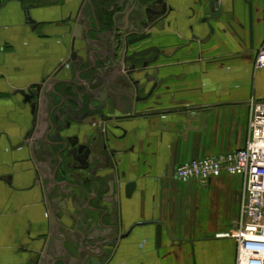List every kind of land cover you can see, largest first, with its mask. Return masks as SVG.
Here are the masks:
<instances>
[{
  "label": "crops",
  "instance_id": "1",
  "mask_svg": "<svg viewBox=\"0 0 264 264\" xmlns=\"http://www.w3.org/2000/svg\"><path fill=\"white\" fill-rule=\"evenodd\" d=\"M166 2L171 10L163 20L144 28L145 19L133 30L130 22L119 31L123 18L117 17V27L112 19L132 0H0V264L83 260L82 240L56 226L46 206L32 162V116L19 94L42 81L43 86L50 80L70 81L66 69L53 76L74 42L83 59L90 50L107 56L111 71H99L107 86L74 87L72 97L80 108L72 130L80 138L93 134L91 125L101 122L98 114L110 104L109 86L121 88L125 51L143 53L151 61L133 79L140 81L142 97L153 90L140 105L153 112L122 126L126 154L117 159L126 173L124 183H136L132 196L127 199L122 189L117 194L108 184L92 201L83 187L74 191L82 212L70 203L71 214H87L90 202L97 210L88 214L95 227L82 241L84 249L108 255L110 264H236V243L226 235L237 226L242 177L183 183L176 180L175 169L245 147L250 104L264 102V69L254 66L256 52L264 47V0ZM120 132L114 133L119 137ZM54 137L50 134V140ZM111 221L123 223L120 237L143 225L118 239L108 228Z\"/></svg>",
  "mask_w": 264,
  "mask_h": 264
},
{
  "label": "flooded vegetation",
  "instance_id": "2",
  "mask_svg": "<svg viewBox=\"0 0 264 264\" xmlns=\"http://www.w3.org/2000/svg\"><path fill=\"white\" fill-rule=\"evenodd\" d=\"M155 2L157 0H132L131 6L126 5L128 6V10H130L136 4L135 11L140 7L142 13L143 9L148 7L155 11ZM151 17H146L142 14V20ZM93 43L95 44L97 42L94 41ZM72 47L70 55L58 66L57 72L53 76V79H55L56 74L66 69L71 73L70 81L57 83L50 80L47 83L44 94L38 100V105L34 112V126H31L32 130L29 132L33 151L32 162L36 168L38 180L42 181L46 206L49 213L56 220L61 216L63 210H67V212L72 210L70 203L76 211L82 210L78 209L76 195L74 194V191H77L79 187H83L82 191H88L90 195L92 194V197L90 196L91 201L99 196L100 188L94 184L95 179L91 175L92 166H94L91 164V160L86 170H80L81 167H84V164H81V157L77 155L75 160L73 156L68 155V149L71 144H75V147H80L82 144L89 146L90 139L98 133L100 123L98 125L95 123L91 125L94 131L89 139L84 140L80 138L72 130L76 127L74 124L77 119L75 109H77L76 107L80 108L79 103H77L79 99L72 97V94L75 92L74 87L76 83L84 86L87 91L92 87L97 89L98 87L102 88L107 86L108 80L102 77L99 71L104 67L103 70H105L106 74L111 72L110 69L106 70V67L109 65L106 59L107 56L102 57L100 51H87V57L83 59L77 54L75 42ZM72 55H74V60L71 59ZM120 60L122 64L121 68H126L123 70L124 73L121 77L122 85H126L129 75L133 74V65H135V68H141L143 70L151 64V61L143 56V53L127 55L125 51ZM127 64L129 65L127 66ZM125 65L126 67H124ZM58 86H60V89H57ZM45 96H50L49 100ZM71 105L75 108L71 107ZM68 113L69 115L65 116ZM98 115L100 116L101 114L99 113ZM64 117L66 118L64 119ZM70 129L71 134H68L67 131H70ZM52 133L55 134L53 141L50 140V134ZM120 133L121 135L119 137H122L123 133ZM111 180L112 177L108 179V181ZM108 181L104 184L109 183ZM87 185L89 190L85 187ZM89 205L91 207V202ZM76 213L72 215H78ZM89 226L93 229L95 227L92 219ZM60 234L59 236L64 238V232ZM78 243L80 242L78 241Z\"/></svg>",
  "mask_w": 264,
  "mask_h": 264
},
{
  "label": "water",
  "instance_id": "3",
  "mask_svg": "<svg viewBox=\"0 0 264 264\" xmlns=\"http://www.w3.org/2000/svg\"><path fill=\"white\" fill-rule=\"evenodd\" d=\"M154 5L158 6L159 9L153 11L150 7L143 9L141 13V8L138 7V10L135 11L136 4L128 10V6L125 5L123 9L116 13L112 19V23L114 27H117L116 19L117 17H122L124 20V26L118 27L119 31H125L130 22L131 25L129 28L133 30L134 25L136 23H142V14L146 17L152 16L147 19L146 23H142L144 28L153 25L154 23L163 20L166 15L170 12V8L167 6L166 0H157ZM210 6L217 10V5L214 3H210ZM130 17H134L132 21H130ZM81 30L80 22L77 24L75 35L77 36L79 31ZM71 59L74 60V55L71 56ZM145 67V66H144ZM133 74L129 75V79L126 82V85H121L120 89H116L112 86H109L111 93L107 95L109 105L102 107V111H104L100 115V124L98 127L97 135L93 136L90 139V145L86 146L84 144L80 145V147H75V144H71L68 149V155L73 156L76 160V156H80L82 159L81 164H84V167H81L80 170H86L90 164L94 165L91 175L94 176V184L101 187L102 184L105 183L110 177H112L111 181H108V186L112 189L113 192L117 193L119 190H123L124 196L128 199L134 193L136 183L127 182L124 183L126 178V173L120 172L119 166L120 162L117 157H121L126 154L124 149L123 141L126 139L127 131L122 128L123 125L131 123L134 119H139V116H143V114H149L153 112L152 109H142L140 105L146 103L151 95L152 91H149L147 95L142 97L143 90L141 88V84L139 80L133 79V75L140 72L141 68H135L133 65ZM44 81L40 84H36L34 86L28 87L26 90L19 91V94L22 96V103L24 106H28L30 110V115L33 117L31 126H34V112L36 106L38 105V100L43 96L44 90L46 86H43ZM119 105V109L117 107ZM111 111L109 114L108 111ZM118 111L120 114L115 115L114 111ZM32 130V128H30ZM115 131H121L123 133L122 137H117L115 135ZM87 135V134H86ZM90 135L86 137L89 139ZM68 141V140H67ZM101 141V143H100ZM117 142L121 146L117 148V146L112 143ZM100 143V144H98ZM97 145V147H95ZM89 162V163H88ZM87 214L83 215H72L67 210H63L61 216H59L56 220V226L61 225V228L66 229L67 231H73L77 236H79L80 240L84 241L85 238L90 235L93 228L88 227L91 222V218L88 217L89 213L97 212V210L92 209L91 207L86 208ZM78 211V210H77ZM82 212V210H79ZM99 211V210H98ZM66 221H69L70 224L67 225ZM109 229H113L114 235L118 239L127 238V236L137 227L143 225V223L136 224L129 232L123 236H119L120 231L122 230L123 223L111 221ZM72 225V226H71ZM105 228V227H104ZM65 231V230H64ZM65 231V232H67ZM80 241L78 247L82 248V253L84 255L83 260H81V264H110V260L108 255L102 253L100 255H93V253L88 252L84 249L83 242ZM91 246V245H90ZM74 248H77V245H73ZM97 248H91L90 251H95ZM98 259H102L100 262ZM36 262L33 261L32 264Z\"/></svg>",
  "mask_w": 264,
  "mask_h": 264
},
{
  "label": "built area",
  "instance_id": "4",
  "mask_svg": "<svg viewBox=\"0 0 264 264\" xmlns=\"http://www.w3.org/2000/svg\"><path fill=\"white\" fill-rule=\"evenodd\" d=\"M254 66L264 69V47ZM221 176H240L243 190L236 228L226 236L236 243V264H264V102L250 104L245 147L215 158L192 160L175 169L179 182H206Z\"/></svg>",
  "mask_w": 264,
  "mask_h": 264
}]
</instances>
